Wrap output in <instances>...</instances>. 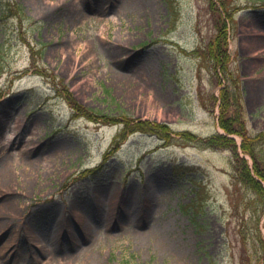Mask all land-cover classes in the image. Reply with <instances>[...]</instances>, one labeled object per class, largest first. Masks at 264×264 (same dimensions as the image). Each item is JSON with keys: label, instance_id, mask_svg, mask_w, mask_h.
<instances>
[{"label": "rangeland", "instance_id": "374dc122", "mask_svg": "<svg viewBox=\"0 0 264 264\" xmlns=\"http://www.w3.org/2000/svg\"><path fill=\"white\" fill-rule=\"evenodd\" d=\"M7 5L0 264H264V0ZM222 25L218 60L238 77L228 108L226 72L216 81L204 53ZM220 115L247 140L199 141L223 132ZM124 119L166 125L167 145L121 137ZM245 164L261 194L240 181Z\"/></svg>", "mask_w": 264, "mask_h": 264}, {"label": "trees", "instance_id": "16d2710c", "mask_svg": "<svg viewBox=\"0 0 264 264\" xmlns=\"http://www.w3.org/2000/svg\"><path fill=\"white\" fill-rule=\"evenodd\" d=\"M8 6V5H7ZM10 10L9 6L8 8H6L5 6L2 7V17H5L7 14H8V11ZM225 25H222V27H220L219 29V35H218V38L215 39V44L213 45V47L211 48V51L208 52L209 56L212 57L213 59H215L216 61L220 62L217 58L219 57V53L220 51H223L221 48L223 46V43L225 41V38H226V32H225ZM224 52V51H223ZM222 68L227 70V67L225 65H222ZM234 82V85H236V81H233ZM224 90V93H222V98H224V105L226 106V108H228V105L226 104L229 96L227 97V95L225 94V90L226 89H223ZM227 98V99H226ZM222 105L221 106V114L224 113L225 111V106ZM226 115H220L219 117V122H220V125L228 132H236L240 135H242L243 139L244 140H247L244 133V129H238L234 126V119L232 118H229L227 117ZM122 124H123V130L121 131L120 133V136L122 137L121 134H123V132L127 129H133V128H136L138 130H141V131H144V132H149V133H155V134H160L162 135L161 131H160V128L163 127V128H166V125L164 124H158V123H153V122H150V121H146L144 124L143 123H138L136 126H133V125H130L129 121H126V119L122 120L121 121ZM119 136V137H120ZM164 138H168V136L166 135H162ZM255 140L258 139V137H255L253 138ZM225 141H231V139H227L225 136H221V135H217L216 137H212V138H209L208 139V143L209 144H221V143H224ZM244 145V151L245 152H248L250 153L254 159L256 160V162L258 161V157L254 154V151L252 148L248 149L247 147V144H243ZM242 172L244 173V175L242 176L243 179H241L240 181H243L247 186H249L251 189H254L256 192L258 193H262L261 190V185L260 183L257 181V180H254L252 178V175H251V170L250 168L245 164L244 165V168L242 170ZM255 172L256 174L261 177V174L260 172L255 168ZM263 205H264V201H263ZM260 238V236H259ZM261 239V238H260ZM264 241V239H263Z\"/></svg>", "mask_w": 264, "mask_h": 264}, {"label": "bare ground", "instance_id": "6f19581e", "mask_svg": "<svg viewBox=\"0 0 264 264\" xmlns=\"http://www.w3.org/2000/svg\"><path fill=\"white\" fill-rule=\"evenodd\" d=\"M9 175L5 172L0 173V188H9ZM2 208V207H1Z\"/></svg>", "mask_w": 264, "mask_h": 264}]
</instances>
